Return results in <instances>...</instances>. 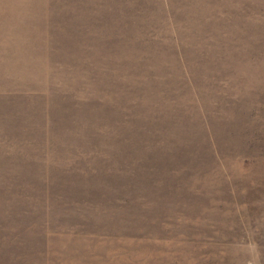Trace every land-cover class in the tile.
Returning <instances> with one entry per match:
<instances>
[{
  "label": "rangeland",
  "instance_id": "obj_1",
  "mask_svg": "<svg viewBox=\"0 0 264 264\" xmlns=\"http://www.w3.org/2000/svg\"><path fill=\"white\" fill-rule=\"evenodd\" d=\"M0 264H264V0H0Z\"/></svg>",
  "mask_w": 264,
  "mask_h": 264
}]
</instances>
